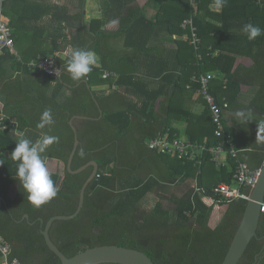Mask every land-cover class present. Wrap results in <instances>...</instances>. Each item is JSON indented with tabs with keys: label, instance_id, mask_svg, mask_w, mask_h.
<instances>
[{
	"label": "trees",
	"instance_id": "16d2710c",
	"mask_svg": "<svg viewBox=\"0 0 264 264\" xmlns=\"http://www.w3.org/2000/svg\"><path fill=\"white\" fill-rule=\"evenodd\" d=\"M136 1L110 0L115 4L110 6L111 10H118L113 17L120 21L119 30L111 33L102 29L111 17L106 13L102 20L85 22L86 0H78V12L73 15L59 10L52 15L48 8L39 11L30 0H5L3 16L10 18L5 21L13 31L19 54L15 56L5 50L0 55L1 114L16 126V135L10 133L13 128L0 132V151L10 156L0 157V235L11 245L13 258L21 264H61L46 245L42 230L51 218L76 213L81 190L93 173V167L79 174L67 171L75 143L71 121L80 142L72 170L94 161L98 164L100 178H95L88 186L79 216L70 221H56L50 229L51 240L67 258L91 248L111 245L141 251L154 264H222L228 253L247 201L218 199L220 206L227 205L228 209L219 226L211 229L209 220L214 207L203 202L204 197L213 196V188L219 185L212 181V173L205 174L206 165L212 163L211 155H204L203 165L198 169L192 162L150 150L146 142L158 136L176 139L170 137L175 97L186 89L198 90L199 85L192 82L195 74L216 73L211 89L224 115L226 111L231 113L232 124L228 126L226 118L225 124L233 142L241 152L251 146L253 158L264 151V129L258 130L257 124L264 120V35L249 41L243 32V26L249 23L264 29V0H223L220 13L210 10L216 0H195L196 3L181 0L180 7L178 3L177 6L168 2L155 22L147 20L139 7L121 12ZM49 15L58 28L39 36V30L28 23L39 22ZM189 18L198 27L202 39L201 63L188 41L172 39L174 35L190 37V30L182 26ZM63 22L68 27H76L71 39L65 32L59 36L64 31ZM162 28L171 36L168 42L177 45L173 62L166 59L158 47L149 46ZM26 33L35 38V42L31 40L33 45L22 47ZM45 37H51V41L36 43L38 38ZM119 37L125 39V51L117 59L118 64L141 61L140 65H151L160 79L158 90L149 88L147 79L154 74L148 72L143 74L145 77L121 76L117 81L102 78L105 70L117 64L110 54L109 43ZM61 40L64 48L69 45L72 49L91 50L99 57V64L81 81H73L67 73L69 58L56 57V62L63 66L59 79L28 67L38 56L55 55L61 48ZM217 51L219 55L213 56ZM172 64L176 66L172 68ZM100 82L115 89L100 95L93 88ZM53 85L57 89L50 93ZM166 85L173 86L172 94L166 93ZM64 88L70 95L59 102L58 95ZM125 88L140 95L141 107L128 99L126 91L122 90ZM246 91L253 93L250 104L241 102V95ZM47 109L52 112L54 124L37 129L36 124ZM237 111L250 113L251 120L237 119L234 115ZM21 132L33 141L42 133L59 137L58 143L50 146L44 155L46 161L63 163L65 174L60 183V173L51 174L56 196L39 207L28 201L14 178L16 163L11 160V153ZM211 137L204 144L207 147L218 141L214 125ZM242 159L253 170L261 169L264 164V158L255 166L252 159ZM196 177L201 193H191L187 202L167 196L168 186ZM230 181L231 174L226 182ZM14 189L15 194L11 196ZM149 194L159 197L151 209L142 205ZM169 204L175 209L168 207ZM239 264H264V214L257 238L250 243Z\"/></svg>",
	"mask_w": 264,
	"mask_h": 264
},
{
	"label": "crops",
	"instance_id": "0c3cea01",
	"mask_svg": "<svg viewBox=\"0 0 264 264\" xmlns=\"http://www.w3.org/2000/svg\"><path fill=\"white\" fill-rule=\"evenodd\" d=\"M21 0H19L20 2ZM176 1V2H175ZM180 1V2H179ZM31 3L35 4L36 8L40 11V8H48L50 11V14L53 15V13L59 11H65L68 12V14H76L77 11V5L78 0H30ZM176 3V5L179 7L181 6V0H137L133 4H130L127 6L126 9L121 10V12L127 13L130 7H139L144 10V16L149 21H156V18L161 10L162 7H165L166 3ZM178 3V4H177ZM216 3L212 4L210 6V10L213 13H220L221 12V6L216 7ZM21 5V3L19 4ZM115 5V4H113ZM110 0H86L85 2V22L90 23L93 20H102L104 14H108V16H111L110 19H108V22L103 26L102 29H105L108 32L116 33L120 28V21L118 18H114L113 14L117 13V8H113L110 6H113ZM52 10H51V9ZM58 8V9H57ZM5 18L10 21L9 17ZM112 18V19H111ZM210 22H212L214 25H219L218 22L214 19H209ZM76 24V22H73ZM31 27H36L39 30V36L41 33H45L46 31H54L55 28H58L56 21L52 18V16H46L42 18L39 22H30L28 23ZM63 26V28H62ZM60 28V27H59ZM61 28L64 29L63 32L59 33V36L62 35L64 32L68 36L69 39H71L72 35L75 34L76 27H68L65 22L62 23ZM30 34L26 33L22 39V47L23 45L27 46L29 44L33 45L32 43L35 42V38H32L28 36ZM57 36V35H56ZM37 38V37H36ZM171 38V36L168 34L165 28H162V30L158 31L157 35L151 39L149 42L150 47H158L160 49V53H162L166 59L174 61L175 51L177 49V45L170 44L168 40ZM40 40H37L36 43L41 44L45 43L46 41H51V37H45V38H38ZM174 41H187L185 37H181L179 35H174L172 37ZM31 40L34 41L31 43ZM50 43V42H48ZM61 48L58 52L55 53V55H51L50 53H46L44 56H51V57H58L61 59H67L69 58L70 52L72 50V47L67 45L64 48V43H62V40L60 41ZM125 39L123 37H119L116 39H113L109 43L110 48V54L114 56V62L117 63L115 66H110L111 69L105 70L110 71L115 74H117V79L114 81H117L119 77L124 76H136V77H145L143 74L145 72L154 74L153 77H150L147 79V81L150 84L151 90H158L160 88V79L157 73H153V70L151 69V65H148L147 63L140 65L141 61L136 63H127L122 62L118 64L117 59L122 55L124 49ZM133 43V42H131ZM48 45V44H46ZM18 54L19 51L16 48ZM25 50V48H24ZM95 53V52H94ZM96 54V53H95ZM219 55V52H214L213 56ZM40 57V56H38ZM97 62L96 65L99 64V57L96 54ZM241 59L239 58L238 61ZM146 62V61H145ZM175 64H172V68L175 67ZM33 71V70H32ZM216 74V73H215ZM93 88L100 94H109L111 93L115 88H111L108 84L104 82L95 83L93 85ZM57 87L53 85L51 87L50 93H52L54 90H56ZM117 89V88H116ZM126 91L128 99L136 106L141 105V98L140 95L136 92H134L131 89H122ZM174 91L173 86L166 85V93L172 94ZM251 91L244 92L241 95V102L245 104H250V101L252 99ZM70 95V91L67 88H64L60 91L58 95V101L62 102L64 99ZM246 95H251V98L249 100H246L243 97H247ZM248 99V98H247ZM173 114H172V120H171V130H170V137L173 136V138H179L185 141H189L192 143L197 144H205L209 138H212V129H213V123L211 120V116L209 113V107L206 104V102L203 100V98L197 93L196 91H193L191 89H186L184 93H181L175 97V101L173 102ZM141 107V106H140ZM2 103L0 102V113H2ZM225 118L226 122H228V126L232 124L231 121V113L226 111L225 112ZM227 125V124H226ZM12 135H16V131L10 132ZM248 147L245 151H242L240 153V157L252 159L254 166L257 165L258 160L264 158V151L259 152L258 156H255L253 158L252 156V149ZM243 153V154H242ZM243 160V159H242ZM49 171L51 174H56L59 172V161L48 159L46 161ZM247 163V162H246ZM248 164V163H247ZM249 165V164H248ZM264 165V164H263ZM223 169V170H222ZM211 174L212 181L216 184L219 182V184L222 183H228L226 182L227 178L230 177V167L229 166H223L221 168L216 167L214 163H210L206 165V171L205 174ZM64 177V176H62ZM167 196L170 197L171 194H175L176 197H172L177 200H182L185 198V195L183 191L191 192V193H201V190L198 187L197 177L191 178L186 181L179 180L176 184L170 185L167 187ZM183 192V193H182ZM15 194V192H14ZM13 194V195H14ZM179 195V196H178ZM209 197H204L203 202L209 206L214 207L213 212L211 214L210 220H209V227L211 229H215L219 226L222 219L224 218V215L228 209L227 205L220 206V204L212 205V201L208 200ZM159 201V197L156 194H149L146 196V198L142 201V205L145 208L151 209L153 208L157 202ZM219 201L218 198L216 202ZM219 203V202H218ZM219 209V211H217Z\"/></svg>",
	"mask_w": 264,
	"mask_h": 264
},
{
	"label": "built area",
	"instance_id": "2783aa9c",
	"mask_svg": "<svg viewBox=\"0 0 264 264\" xmlns=\"http://www.w3.org/2000/svg\"><path fill=\"white\" fill-rule=\"evenodd\" d=\"M196 3L195 0H191ZM5 0H0V55L3 51L8 50L11 54L18 56L15 50V40L13 31L5 21L3 16V6ZM183 28L190 30V37L186 40L193 46L199 63L203 61L202 39L199 35L198 27L194 24L193 19L189 18L183 22ZM29 68L37 70L53 79H59L62 76L63 66L56 62L55 57L40 56L33 59ZM217 77L214 73L204 75H194L192 82L197 83L199 88L197 93L203 98L210 110V116L214 125V135L217 143L211 147L204 144L192 143L179 138L168 140L162 136L150 139L146 142L150 150L160 152L165 155L176 156L184 162H192L198 169L203 165L204 155H211L210 161L221 168L223 166L230 167L231 181L230 183H222L214 187L213 196L208 200L212 201V205L216 204L217 198L226 202L248 201L250 194L256 186L260 171L253 170L250 166L240 159V152L232 140L231 135L227 132L225 124V115L221 106L217 104L215 96L212 93L211 82ZM104 80H116L117 74L104 71L102 74ZM12 126V127H11ZM15 127V128H14ZM10 128L16 131L13 121L0 113V132H7ZM10 157L9 154L0 151V157ZM200 174V172H199ZM100 178L99 175L96 176ZM261 213L264 214V204L261 207ZM11 245L0 235V264H21L20 261L12 256Z\"/></svg>",
	"mask_w": 264,
	"mask_h": 264
},
{
	"label": "clouds",
	"instance_id": "9594fccd",
	"mask_svg": "<svg viewBox=\"0 0 264 264\" xmlns=\"http://www.w3.org/2000/svg\"><path fill=\"white\" fill-rule=\"evenodd\" d=\"M223 0H216V7H220ZM243 32L249 41L264 35V29L249 23L243 26ZM96 54L91 50L75 48L72 49L66 63V71L73 81H81L96 64ZM235 117L242 122L251 120V114L245 115L242 111L235 112ZM54 124L52 112L45 110L37 129L50 128ZM258 130L264 129V120L257 122ZM16 147L11 153V160L16 163V174L14 178L19 181L21 188L27 195L28 201L36 207L42 206L56 196V186L51 177L46 163L45 153L54 143H58L59 137L48 134H41L36 141L28 138L23 132L18 134ZM98 175V174H97Z\"/></svg>",
	"mask_w": 264,
	"mask_h": 264
},
{
	"label": "water",
	"instance_id": "95a60500",
	"mask_svg": "<svg viewBox=\"0 0 264 264\" xmlns=\"http://www.w3.org/2000/svg\"><path fill=\"white\" fill-rule=\"evenodd\" d=\"M100 113L103 116V112L101 111ZM71 126L75 134V143L69 157L67 171L70 174H79L89 167H93L94 170L81 190L79 206L76 213L71 216H55L47 222L44 230H42L46 245L60 259L61 264H154L143 252L116 245L91 248L72 258H67L51 240L50 229L56 221H70L79 216L84 207L86 190L91 182L95 180L99 170L98 164L94 161L89 162L76 171L72 170V162L80 142L74 121H71ZM62 179L63 177L60 178L59 183ZM263 204L264 165L261 168L258 182L250 194V199L247 201L243 218L222 264H239L250 243L257 238V231L262 216L261 207ZM25 218L28 219L29 217L26 215Z\"/></svg>",
	"mask_w": 264,
	"mask_h": 264
},
{
	"label": "rangeland",
	"instance_id": "374dc122",
	"mask_svg": "<svg viewBox=\"0 0 264 264\" xmlns=\"http://www.w3.org/2000/svg\"><path fill=\"white\" fill-rule=\"evenodd\" d=\"M21 38V37H20ZM15 50H16V47H15ZM16 52H17V50H16ZM18 53V52H17ZM247 97H243V98H245L246 100H249L250 98H251V95H246ZM248 98V99H247ZM59 172L58 173H60V176L62 177V176H64V174H65V165L63 164V163H59ZM14 192H15V189L12 191V193H11V196H13V194H14ZM184 192V194H186L185 195V198H184V200L187 202L188 201V198H189V195L191 194V192H187V191H183ZM182 192V193H183ZM179 196V195H178ZM170 197H176V195L175 194H171L170 193ZM187 199V200H186ZM183 200V202H185ZM216 204H219L218 203V201L216 202ZM167 205V204H166ZM168 207H171L173 210L175 209V207L172 205V204H169V206ZM217 211H219V209H217Z\"/></svg>",
	"mask_w": 264,
	"mask_h": 264
}]
</instances>
